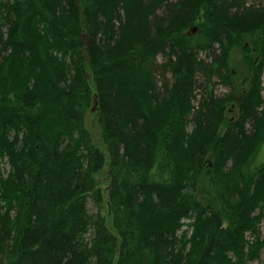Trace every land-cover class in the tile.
<instances>
[{
	"label": "trees",
	"instance_id": "trees-1",
	"mask_svg": "<svg viewBox=\"0 0 264 264\" xmlns=\"http://www.w3.org/2000/svg\"><path fill=\"white\" fill-rule=\"evenodd\" d=\"M263 77L264 1L0 0V264L258 262Z\"/></svg>",
	"mask_w": 264,
	"mask_h": 264
},
{
	"label": "rangeland",
	"instance_id": "rangeland-1",
	"mask_svg": "<svg viewBox=\"0 0 264 264\" xmlns=\"http://www.w3.org/2000/svg\"><path fill=\"white\" fill-rule=\"evenodd\" d=\"M248 2H261V1H264V0H247ZM87 39V41H86ZM84 39V43L87 45V42H88V37ZM85 45V46H86ZM86 50H87V46H86ZM160 61H162V58L160 59ZM168 80L170 79L171 80V77H170V74L168 76ZM216 80V79H215ZM214 80V81H215ZM262 85L264 86V77L262 79ZM214 89V95L215 96H218V97H223V96H226L229 92H230V89L225 86H221L219 84H215V88ZM200 92V91H199ZM263 96H264V92H263ZM200 97H198L199 99ZM198 103H196L197 105ZM238 106L237 104L235 103H232L228 106V113H226V116L229 115V118L230 119H235L238 117V112H239V109H237ZM95 112H91L89 111V113L87 114V118H86V127H88V130L91 132L92 134V137L94 138L95 140V143L97 144V146L103 150L104 152L106 151L104 149V142H103V139L101 138V132H100V127H98V123H97V116L94 115ZM188 131L190 132L191 131V126L188 127ZM10 172V166L7 165V164H4V173H9ZM106 168L103 170L102 172V178L100 176V181L101 182H106ZM105 185H107L106 183H104V185L102 187H104ZM89 208H90V211L91 213H94L97 211V208H95L94 204L92 202H89ZM103 213H105V211H103ZM187 229L185 228L184 231H186ZM261 235L262 237L264 238V222H263V225L261 226ZM252 264H264V250L262 251L261 253V256H260V259L258 260V262L256 263H252Z\"/></svg>",
	"mask_w": 264,
	"mask_h": 264
},
{
	"label": "water",
	"instance_id": "water-1",
	"mask_svg": "<svg viewBox=\"0 0 264 264\" xmlns=\"http://www.w3.org/2000/svg\"><path fill=\"white\" fill-rule=\"evenodd\" d=\"M194 31H196L195 29H193ZM191 33V32H190ZM189 33V34H190ZM96 111V107H94L93 109H92V112H95Z\"/></svg>",
	"mask_w": 264,
	"mask_h": 264
}]
</instances>
